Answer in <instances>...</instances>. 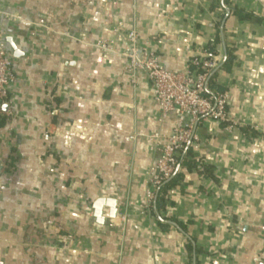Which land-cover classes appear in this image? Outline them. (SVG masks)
Here are the masks:
<instances>
[{
	"label": "crops",
	"instance_id": "crops-1",
	"mask_svg": "<svg viewBox=\"0 0 264 264\" xmlns=\"http://www.w3.org/2000/svg\"><path fill=\"white\" fill-rule=\"evenodd\" d=\"M0 10V34L20 53L0 114V264H264V0H0ZM118 23L167 70L194 71L211 54L209 88L227 94L235 123L194 127L159 210L156 198L146 205V173L154 135H171L176 117L161 120L148 79L128 73ZM98 199L117 202L103 225Z\"/></svg>",
	"mask_w": 264,
	"mask_h": 264
},
{
	"label": "built area",
	"instance_id": "built-area-1",
	"mask_svg": "<svg viewBox=\"0 0 264 264\" xmlns=\"http://www.w3.org/2000/svg\"><path fill=\"white\" fill-rule=\"evenodd\" d=\"M4 17L6 15L0 10V19ZM121 30L124 44L121 56L128 62V73L133 79L139 73L148 79L161 120L170 114L176 117L171 135L164 139L158 135L153 137L158 158L146 173V205L151 208L159 188L179 171L181 154L196 140L194 127L205 119L224 124L227 130H231L235 123L228 115L227 94L209 88L210 75L218 66L211 54L205 52L204 59L194 62V71H170L146 46L139 44L135 29L124 30L123 24L118 23L115 32L120 33ZM96 47L107 52L115 50L112 43L100 42ZM13 81V56L0 34V114L8 106V93Z\"/></svg>",
	"mask_w": 264,
	"mask_h": 264
},
{
	"label": "water",
	"instance_id": "water-1",
	"mask_svg": "<svg viewBox=\"0 0 264 264\" xmlns=\"http://www.w3.org/2000/svg\"><path fill=\"white\" fill-rule=\"evenodd\" d=\"M7 42L10 44L12 48L13 56L15 58H19L20 53L17 51L16 47L14 46L13 41L11 39H7ZM173 177L169 181H171ZM93 210H94L93 216L96 219V222L100 225H103L105 223V219H104L105 217H108L109 219H114L118 215L117 202L111 199H98L93 205Z\"/></svg>",
	"mask_w": 264,
	"mask_h": 264
},
{
	"label": "trees",
	"instance_id": "trees-1",
	"mask_svg": "<svg viewBox=\"0 0 264 264\" xmlns=\"http://www.w3.org/2000/svg\"><path fill=\"white\" fill-rule=\"evenodd\" d=\"M236 14H239V12L236 11ZM228 58L224 64V67L226 69L229 68V66L231 65V62L233 61L231 55L229 53H227ZM181 161V159H180ZM182 162V161H181ZM183 163V162H182ZM178 177H174V179L172 181L166 182L164 183L158 190L157 194H156V208L159 210L162 206H163V202L165 199V195L166 192L168 191V189H170L172 187V185L177 181ZM187 248L189 249L190 246L187 245Z\"/></svg>",
	"mask_w": 264,
	"mask_h": 264
}]
</instances>
